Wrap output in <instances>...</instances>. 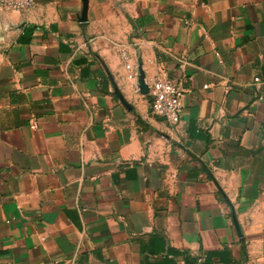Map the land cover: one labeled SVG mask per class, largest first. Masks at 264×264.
Instances as JSON below:
<instances>
[{"label":"crops","instance_id":"obj_1","mask_svg":"<svg viewBox=\"0 0 264 264\" xmlns=\"http://www.w3.org/2000/svg\"><path fill=\"white\" fill-rule=\"evenodd\" d=\"M82 7H0V264H264V0Z\"/></svg>","mask_w":264,"mask_h":264},{"label":"built area","instance_id":"obj_2","mask_svg":"<svg viewBox=\"0 0 264 264\" xmlns=\"http://www.w3.org/2000/svg\"><path fill=\"white\" fill-rule=\"evenodd\" d=\"M34 0H0V7L14 10H29ZM126 58V55L123 54ZM135 79V75L130 76ZM254 82H259V78H254ZM148 95L150 98L151 116L164 119L171 125H177L181 118V99L183 90L172 80L164 76L153 77L148 85ZM34 124V123H33Z\"/></svg>","mask_w":264,"mask_h":264},{"label":"water","instance_id":"obj_3","mask_svg":"<svg viewBox=\"0 0 264 264\" xmlns=\"http://www.w3.org/2000/svg\"><path fill=\"white\" fill-rule=\"evenodd\" d=\"M81 1L83 4V7H82L80 21L85 22L86 21L87 8H88V0H81ZM144 78H145L144 73L141 70H139V74H138V78H137L138 86H139L141 93L147 94L148 93V85H147V83H145Z\"/></svg>","mask_w":264,"mask_h":264}]
</instances>
